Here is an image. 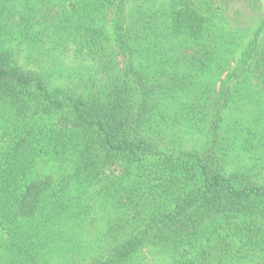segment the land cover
<instances>
[{
  "label": "trees",
  "instance_id": "trees-1",
  "mask_svg": "<svg viewBox=\"0 0 264 264\" xmlns=\"http://www.w3.org/2000/svg\"><path fill=\"white\" fill-rule=\"evenodd\" d=\"M0 264H264V0H0Z\"/></svg>",
  "mask_w": 264,
  "mask_h": 264
},
{
  "label": "rangeland",
  "instance_id": "rangeland-1",
  "mask_svg": "<svg viewBox=\"0 0 264 264\" xmlns=\"http://www.w3.org/2000/svg\"><path fill=\"white\" fill-rule=\"evenodd\" d=\"M113 53H116L117 51L114 50V48H110ZM55 57L49 58V60L56 58V60L53 61V69L55 70L54 79L55 82L58 84H66L65 79L67 77V74L73 73L74 71H84V65L82 60L74 59L71 55L68 53L60 54L59 51L55 52ZM118 62L121 64V59L118 58ZM88 66L91 65V63H86ZM92 66V65H91ZM28 68L35 67L33 65L26 66ZM68 85V84H67ZM42 166V164H39V167ZM87 239V238H86Z\"/></svg>",
  "mask_w": 264,
  "mask_h": 264
}]
</instances>
